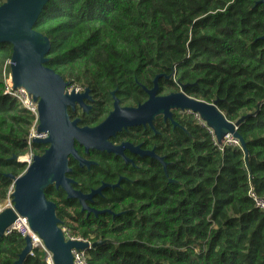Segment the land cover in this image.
Segmentation results:
<instances>
[{"label":"trees","instance_id":"1","mask_svg":"<svg viewBox=\"0 0 264 264\" xmlns=\"http://www.w3.org/2000/svg\"><path fill=\"white\" fill-rule=\"evenodd\" d=\"M7 0H0V4ZM260 0H50L35 30L48 36L46 66L71 85L89 88L90 113L80 126L101 123L113 109L159 94L178 92L217 107L231 122L242 117V147L219 148L190 115H158L154 128L134 126L111 138L155 149L163 163L127 152L134 163L106 151L79 153L95 163L81 167L70 158L74 187L90 193L106 186L82 211L78 199L50 185L65 234L90 243L88 264H264V212L249 195L264 197V6ZM12 47L0 43V204L44 143L27 139L33 115L5 94L3 69ZM9 67L7 72H9ZM71 119L76 118L69 110ZM26 246L18 231L0 238V264H15ZM35 248L23 264H49Z\"/></svg>","mask_w":264,"mask_h":264},{"label":"water","instance_id":"2","mask_svg":"<svg viewBox=\"0 0 264 264\" xmlns=\"http://www.w3.org/2000/svg\"><path fill=\"white\" fill-rule=\"evenodd\" d=\"M50 0H7L0 4V43L12 47L11 74L15 87L24 86L38 101L39 133H47L46 138H36L33 142L44 143L48 147L43 154H35L30 165L19 176L8 174L14 179L13 208L0 212V238L15 222L17 214L26 216L30 228L42 239L52 264H75L72 250H85L102 244L101 241L90 243L86 240L67 238L56 212V203L46 197L45 189L50 185L62 188L67 198L78 199L82 211L99 215L106 210L91 207L88 202L102 193L106 186L113 188L117 184H102L90 193L74 187L75 181L68 176L72 170L69 162L73 157L81 167L94 164L83 157L76 143L83 146L86 153L95 149L122 156L126 162H133L125 151L149 156L160 160L166 169L163 157L155 149L146 150L141 145L126 141L114 144L111 138L134 126H150L158 115L165 120H173L175 111L191 110L198 112L211 126L218 140L230 132L239 138L242 148L247 153L245 141L238 131L244 117L236 122L229 121L217 107L216 102L209 103L186 94L187 85L178 92L167 95L159 94V79H154V86L144 87L148 99L138 106H121L119 98L113 92L114 109L98 125L80 126L79 119H71L69 108L75 110L79 104L85 110L89 108L85 100L91 99L90 89L83 92L75 89L68 91L71 82L66 81L54 69L46 66L51 41L48 36L35 30L34 25ZM264 2V0H262ZM175 125L178 123L173 120ZM26 246L15 264H23L32 252L33 244L29 235L25 236Z\"/></svg>","mask_w":264,"mask_h":264},{"label":"built area","instance_id":"3","mask_svg":"<svg viewBox=\"0 0 264 264\" xmlns=\"http://www.w3.org/2000/svg\"><path fill=\"white\" fill-rule=\"evenodd\" d=\"M11 58L6 63L4 69H3V81L5 85V94L14 97L17 99L19 105L21 108L27 110L33 115V121L30 128V134L27 139L29 147L32 146V143L34 139L36 138H46L47 133H39L38 127H39V111H38V101H36L33 97V95L29 92V90L24 86H18L15 87L12 74H11ZM9 67L10 71L7 72V68ZM75 89L77 92H83L84 89L82 87L71 85V87L68 88V91H72ZM181 114H186L192 116L193 119H195L200 125L203 127H206V129L209 131V133L212 136L213 142L221 149H224L225 146H234V147H242L241 140L237 137H235L230 132H227L222 140H218L217 135L214 131V129L208 125L207 121L200 115L198 112H193L191 110H182L179 111ZM243 149V148H242ZM33 152H29L27 155L23 156L21 158V161L26 162L27 166L31 164L33 160ZM14 185L9 190L7 199L3 204H0V212L4 209L11 207L13 208V193ZM249 195L254 200L255 205L260 208L264 212V197L258 196L253 190H250ZM63 231L65 233V228H63ZM13 231L20 232L23 236L29 235L33 244V249L35 248H42L46 250L45 245L42 241V239L39 237V235L35 232H33L30 228L28 218L26 216H22L20 214H17V218L15 222L7 229L6 234L12 233ZM67 238L72 239H80L81 238H73L69 237L67 233L65 234ZM83 240V239H82ZM73 256H74V262L75 264H88V255L85 252V250H72ZM48 254V253H47ZM49 257H46V260L49 264H52L50 255Z\"/></svg>","mask_w":264,"mask_h":264},{"label":"flooded vegetation","instance_id":"4","mask_svg":"<svg viewBox=\"0 0 264 264\" xmlns=\"http://www.w3.org/2000/svg\"><path fill=\"white\" fill-rule=\"evenodd\" d=\"M259 3H261V4H263V6H264V2L262 1V0H260V1H258L257 2V4H259ZM85 90V89H84ZM92 100H93V98H92V96H91V99L90 100H85V103H86V105L89 107V108H87V110H85L83 107H81L79 104L77 105V107L75 108V110H72L71 108H69V110H72L73 112H74V114L76 115V118H74V119H79V121L82 119V117L85 115V114H88V113H90V111H91V109H92V104L90 103V102H92ZM122 106V105H121ZM113 109H114V103H113ZM112 109V110H113ZM111 110V111H112ZM73 119V120H74ZM116 137V136H115ZM112 141V140H111ZM113 142V141H112ZM123 142H126V141H122V142H120V143H115V142H113L114 144H117V145H119V144H121V143H123ZM130 142V141H129ZM132 143V142H131ZM134 144V143H133ZM134 145H141L142 146V144H134ZM143 148V147H142ZM143 149H145V148H143ZM146 150H149V149H146ZM127 152H130V153H132L130 150H126L125 151V153H126V155H127ZM132 154H134V155H138V154H135V153H132ZM120 156V155H119ZM129 158H131L132 159V157H130L129 155H127ZM139 156H141V155H139ZM122 157V156H121ZM124 159V158H123ZM125 160V159H124ZM126 163H134V159H133V162H126ZM88 213V212H87Z\"/></svg>","mask_w":264,"mask_h":264},{"label":"rangeland","instance_id":"5","mask_svg":"<svg viewBox=\"0 0 264 264\" xmlns=\"http://www.w3.org/2000/svg\"><path fill=\"white\" fill-rule=\"evenodd\" d=\"M78 87H79V86H78ZM48 255H49V254H47L46 257H49Z\"/></svg>","mask_w":264,"mask_h":264}]
</instances>
